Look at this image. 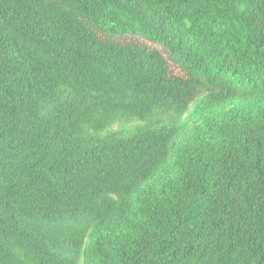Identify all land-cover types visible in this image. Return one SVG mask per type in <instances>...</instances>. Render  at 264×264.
<instances>
[{
  "label": "trees",
  "instance_id": "obj_1",
  "mask_svg": "<svg viewBox=\"0 0 264 264\" xmlns=\"http://www.w3.org/2000/svg\"><path fill=\"white\" fill-rule=\"evenodd\" d=\"M0 264H264V0H0Z\"/></svg>",
  "mask_w": 264,
  "mask_h": 264
}]
</instances>
